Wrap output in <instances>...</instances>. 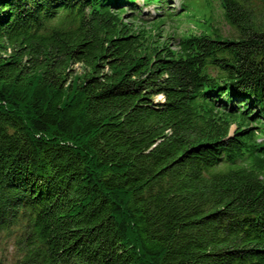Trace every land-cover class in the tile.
<instances>
[{
  "label": "trees",
  "instance_id": "trees-1",
  "mask_svg": "<svg viewBox=\"0 0 264 264\" xmlns=\"http://www.w3.org/2000/svg\"><path fill=\"white\" fill-rule=\"evenodd\" d=\"M220 4L171 48L137 0H0L11 264H264V2Z\"/></svg>",
  "mask_w": 264,
  "mask_h": 264
},
{
  "label": "rangeland",
  "instance_id": "rangeland-1",
  "mask_svg": "<svg viewBox=\"0 0 264 264\" xmlns=\"http://www.w3.org/2000/svg\"><path fill=\"white\" fill-rule=\"evenodd\" d=\"M263 2L264 0H258L260 5ZM135 12H139V19L134 17V14H137ZM124 19L132 22L135 28H144L147 35L153 36L152 39L167 41L171 48L177 47L181 37L200 32L211 33L213 25L224 35L232 32L223 17L220 0H167V3H160L158 0L150 3L137 0L135 7L127 9ZM159 19H163V24L156 28L154 23ZM56 22L57 20H54L51 24ZM72 68L76 76L84 70L79 63ZM17 256L15 235L0 231V259L11 264Z\"/></svg>",
  "mask_w": 264,
  "mask_h": 264
}]
</instances>
